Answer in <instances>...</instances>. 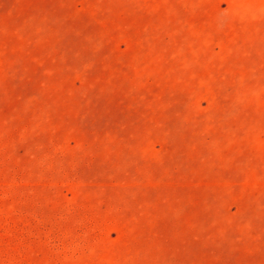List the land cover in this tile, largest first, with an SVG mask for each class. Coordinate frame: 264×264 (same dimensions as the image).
I'll return each mask as SVG.
<instances>
[{
	"label": "rangeland",
	"instance_id": "rangeland-1",
	"mask_svg": "<svg viewBox=\"0 0 264 264\" xmlns=\"http://www.w3.org/2000/svg\"><path fill=\"white\" fill-rule=\"evenodd\" d=\"M0 264H264V0H0Z\"/></svg>",
	"mask_w": 264,
	"mask_h": 264
}]
</instances>
